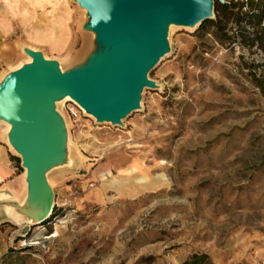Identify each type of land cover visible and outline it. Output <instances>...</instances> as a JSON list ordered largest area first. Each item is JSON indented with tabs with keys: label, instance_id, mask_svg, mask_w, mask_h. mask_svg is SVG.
<instances>
[{
	"label": "rangeland",
	"instance_id": "374dc122",
	"mask_svg": "<svg viewBox=\"0 0 264 264\" xmlns=\"http://www.w3.org/2000/svg\"><path fill=\"white\" fill-rule=\"evenodd\" d=\"M64 1L50 9L61 19L72 11L71 45L57 48L30 32L46 26L44 8L31 14L29 0H17L11 11L0 0V80L26 62L24 49L66 72L93 47L86 14ZM198 29L169 28V53L148 76L157 88L143 91L122 127L64 115L66 159L47 176L55 212L40 225L6 223L0 264H181L193 253L212 264H264V99L247 69L259 77L264 53L238 41L222 47ZM103 166L105 182L125 172L153 188L86 198Z\"/></svg>",
	"mask_w": 264,
	"mask_h": 264
},
{
	"label": "water",
	"instance_id": "95a60500",
	"mask_svg": "<svg viewBox=\"0 0 264 264\" xmlns=\"http://www.w3.org/2000/svg\"><path fill=\"white\" fill-rule=\"evenodd\" d=\"M85 11L83 29L91 47L63 72L58 61L24 49L30 63L0 80V123L25 171L26 196L0 201L22 226L40 225L54 209L47 176L66 159L67 127L60 105L68 98L99 124L123 126L140 110L145 89L155 90L149 73L169 53L171 26L197 29L214 19L215 0H73ZM225 3L224 0H218Z\"/></svg>",
	"mask_w": 264,
	"mask_h": 264
},
{
	"label": "trees",
	"instance_id": "16d2710c",
	"mask_svg": "<svg viewBox=\"0 0 264 264\" xmlns=\"http://www.w3.org/2000/svg\"><path fill=\"white\" fill-rule=\"evenodd\" d=\"M224 2L215 0L214 19L203 22L198 30L210 29L213 38L222 47L226 48L234 41H238L247 48L257 46L264 53V28L261 26L264 17L263 2L261 0H224ZM229 25L236 29L234 37L229 35ZM247 69L251 71L248 75L264 99V71L256 77V74L250 70L252 68ZM16 161L19 163L17 157ZM54 212L55 210L52 214ZM181 264H212V262L204 253H193Z\"/></svg>",
	"mask_w": 264,
	"mask_h": 264
},
{
	"label": "crops",
	"instance_id": "0c3cea01",
	"mask_svg": "<svg viewBox=\"0 0 264 264\" xmlns=\"http://www.w3.org/2000/svg\"><path fill=\"white\" fill-rule=\"evenodd\" d=\"M29 11L34 12L35 7H41L45 9L46 26L44 28H32L31 33H40L44 38H58L63 40V45L69 47L71 45L69 41V28L71 24V18L73 16L72 11L67 8V12L63 14V18L59 17V13L50 9V5H64V0H29ZM55 27L56 30H52ZM37 34H31V37H35ZM6 132L0 131V201H6L7 199H14L18 204H21L25 200L26 196V183L25 174L22 172L20 166V159L10 150L6 137ZM16 157L19 159V163L16 161ZM25 172V171H24ZM49 182V181H48ZM6 223L10 225L18 226L11 218V211L5 207L0 206V248L6 247V234L7 231H1Z\"/></svg>",
	"mask_w": 264,
	"mask_h": 264
},
{
	"label": "bare ground",
	"instance_id": "6f19581e",
	"mask_svg": "<svg viewBox=\"0 0 264 264\" xmlns=\"http://www.w3.org/2000/svg\"><path fill=\"white\" fill-rule=\"evenodd\" d=\"M8 5L10 10L12 11L13 9H17L18 7V2L17 0H4ZM84 13L85 11L82 10ZM52 44L54 45V47H61L63 45V40L62 39H58V38H51ZM34 50V49H32ZM6 60H9L10 57H6ZM31 59L29 57L26 58V62L24 64L30 63ZM23 66L22 63L18 64L16 67L11 68L13 71L18 70L19 68H21ZM3 77V76H2ZM3 79V78H2ZM1 79V80H2ZM69 100L68 98H66L64 101ZM5 125V132H9L10 131V126L6 123H3ZM66 124V122H65ZM67 126V124H66ZM8 139L6 138V141ZM8 144V142H7ZM10 150L16 154L15 149L10 146L8 144ZM132 171V170H131ZM108 173V169L106 166H103L101 168L98 169V171L95 173V179L97 180H102L100 183V186L97 188H93L91 190H89L86 194V198L89 199H96L97 201H100L102 199H104L105 194L107 193L108 190H112L116 193V196L121 197V198H125V197H132L137 195L138 193L144 191V190H150L153 188V182L150 181V179H146V178H134L129 174H126L125 172L123 173H119L117 176L112 177L109 181H103L104 177H107ZM25 174V172H24ZM11 215L13 216V218L15 220H19L20 218L22 219V217H20L19 215H17L16 213H14L13 211H11Z\"/></svg>",
	"mask_w": 264,
	"mask_h": 264
},
{
	"label": "built area",
	"instance_id": "2783aa9c",
	"mask_svg": "<svg viewBox=\"0 0 264 264\" xmlns=\"http://www.w3.org/2000/svg\"><path fill=\"white\" fill-rule=\"evenodd\" d=\"M213 65L212 58L209 59L208 63L205 65L206 69H210ZM60 112L64 116L65 114L69 117L70 120L77 122L79 121L83 116H86L84 111L76 105L74 102L70 100L63 101L60 105Z\"/></svg>",
	"mask_w": 264,
	"mask_h": 264
}]
</instances>
